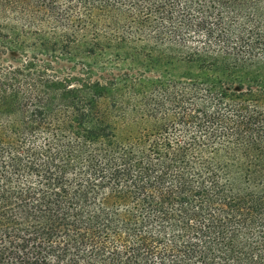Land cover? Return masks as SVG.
I'll use <instances>...</instances> for the list:
<instances>
[{"label": "trees", "instance_id": "1", "mask_svg": "<svg viewBox=\"0 0 264 264\" xmlns=\"http://www.w3.org/2000/svg\"><path fill=\"white\" fill-rule=\"evenodd\" d=\"M193 1L0 0V264H264V42Z\"/></svg>", "mask_w": 264, "mask_h": 264}, {"label": "rangeland", "instance_id": "2", "mask_svg": "<svg viewBox=\"0 0 264 264\" xmlns=\"http://www.w3.org/2000/svg\"><path fill=\"white\" fill-rule=\"evenodd\" d=\"M194 6L198 8H202L203 12H205L208 15V18H212L211 21H216V18H213L216 14L221 15L222 19L221 21V28H228L232 27L235 28L234 32L237 31L236 28L240 27H246L252 32V35L254 36L255 40L259 42H264V0H194L193 4ZM236 41V40H235ZM77 55L81 56L82 53L80 51H75ZM262 53V51H260ZM108 56V55H107ZM104 57V56H103ZM114 61H118V66H112L116 69L113 70H98L99 72L96 73H102V75H106L107 73L113 72L118 73L120 69H124L126 71H133V70H139L141 71L140 64L136 60L131 59H123L119 56L116 57L114 55L111 56ZM261 57H264V55ZM79 57H75L72 59H78ZM93 62L97 63L98 61L104 60L101 59V57H92L90 58ZM137 59V58H136ZM145 62L143 63V67L150 71H155L154 68H152V64H150L149 60H146L143 58ZM255 59V58H252ZM256 62L254 64L247 63V64H241L239 67H233L231 69V72H228L232 74V77H255L260 76V78L264 79V59H255ZM138 63V64H137ZM102 64V63H101ZM100 64V65H101ZM59 66H61V69H64V72L71 71L74 75H80L81 71V65L76 64L74 61H66L62 60L59 62ZM96 66V64H95ZM130 68V69H125ZM159 71L162 69H166L171 72V76L176 78L179 77L185 73H188L191 71V68L185 65H162L159 68ZM110 71V72H109ZM122 71V70H121ZM97 74L94 77H98ZM148 76L151 78L153 77L152 73H148Z\"/></svg>", "mask_w": 264, "mask_h": 264}]
</instances>
